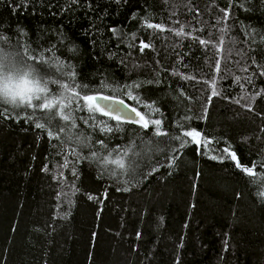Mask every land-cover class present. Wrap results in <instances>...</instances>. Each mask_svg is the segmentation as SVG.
Returning <instances> with one entry per match:
<instances>
[{
	"label": "trees",
	"instance_id": "16d2710c",
	"mask_svg": "<svg viewBox=\"0 0 264 264\" xmlns=\"http://www.w3.org/2000/svg\"><path fill=\"white\" fill-rule=\"evenodd\" d=\"M0 49L72 117L0 103V264H264V0H0Z\"/></svg>",
	"mask_w": 264,
	"mask_h": 264
},
{
	"label": "snow or ice",
	"instance_id": "6c2138e0",
	"mask_svg": "<svg viewBox=\"0 0 264 264\" xmlns=\"http://www.w3.org/2000/svg\"><path fill=\"white\" fill-rule=\"evenodd\" d=\"M148 27H153V25L149 24ZM156 28H159V25H155ZM179 34V33H178ZM201 44H204L205 41H200ZM143 47H148V45H143ZM31 59V57H28L26 53H20V52H6L3 49H0V68L8 65V64H12L14 63V61L19 60L21 63L24 64H29L28 61ZM41 63H44L43 59H41L40 61ZM261 75H264V72L261 73ZM53 83H57V81H52ZM60 87L64 88L65 90L68 89V85H60ZM129 88V91L127 92V96L133 100H137V97L132 95L131 92V88L133 87H139V85H133V86H126ZM81 90H83V88H81ZM40 91H47L46 89H40ZM91 91V90H89ZM218 93H216L215 91H213V95H217ZM73 98L77 99V100H82L84 103L83 105L80 106L81 110H87L89 113L94 114L95 113H102L103 116L108 117L110 120H114L116 121V130H118L121 126V121L123 119H125L123 117V113L121 112V109L124 107H129L128 105H125L123 100H118L114 97L111 96H104V95H100V94H91V95H83L82 97L80 96L79 92H73ZM31 97H28L29 103L27 105L24 106V108L28 109L31 108L33 109V111L35 110H40L44 113H47L49 115H57V113L52 112L51 110H53L54 108H59V116L61 117V119L65 122L64 127H61L60 129H58V132H63L64 128L67 127V123L69 121L72 120V117L70 114H65L64 113V108L65 107H69V105H64L63 103H60L59 101H56L55 103L53 102V100H48L46 97L44 98V102L43 103H37L35 105H33L31 103ZM101 101H107L108 103L106 104H101ZM130 111L132 113H134L135 117H138V119H135L133 117H129L127 119L132 120V122L137 123L139 125H141L143 128H148L149 127V123H152L156 126H159L161 124L160 120H152V121H148L145 120L144 116L138 112L136 110V108H130ZM0 115H2V113H0ZM73 127H75L74 122H73ZM95 126V125H93ZM37 128H41L43 129L45 127L44 124L41 123H37L36 124ZM101 131L108 133V132H112L114 129L112 127H108L106 124L104 126H102L100 128ZM156 135H161L159 128H157V132L155 133ZM48 135L50 137L53 138H59L58 135L53 136V133L51 131L48 132ZM187 137H191L192 138V142L196 143V144H200L201 141L199 139H197L198 137L201 136V133L196 132V131H189L186 132L184 134ZM178 139H181L182 144L181 146H183L184 143H188L187 140H183V138L178 137ZM206 144L208 142H205ZM223 152L226 154V158L230 159L231 161L235 162V167L241 169L242 172L248 174L249 176H255V168L257 166L260 167H264V162H258L257 165H253L250 167H242L239 158L237 157L236 153L233 151H230L228 148H225L223 150ZM213 159H216L215 156L212 157ZM122 166V165H121ZM264 195V194H262Z\"/></svg>",
	"mask_w": 264,
	"mask_h": 264
},
{
	"label": "clouds",
	"instance_id": "9594fccd",
	"mask_svg": "<svg viewBox=\"0 0 264 264\" xmlns=\"http://www.w3.org/2000/svg\"><path fill=\"white\" fill-rule=\"evenodd\" d=\"M51 83L35 65L16 60L0 68V103L11 107H24L29 103L28 97L32 98L33 105L43 103L45 97L52 100L54 97L50 92Z\"/></svg>",
	"mask_w": 264,
	"mask_h": 264
},
{
	"label": "water",
	"instance_id": "95a60500",
	"mask_svg": "<svg viewBox=\"0 0 264 264\" xmlns=\"http://www.w3.org/2000/svg\"><path fill=\"white\" fill-rule=\"evenodd\" d=\"M100 95H103V94H100ZM104 96H107V95H104ZM112 97V96H111ZM114 98H116V97H114ZM116 99H118V100H121V99H119V98H116ZM102 105L103 104H106V103H108L107 101H101L100 102ZM124 103H125V105H128L125 101H124ZM129 107H124V108H122L121 109V112L123 113V117L125 118V119H123L122 121H124V122H129V123H134V122H132V120H129V119H127V118H129V117H133V118H135V119H138V117H135L134 116V113H132L131 111H130V108H133V107H131L130 105H128ZM134 124H137V123H134ZM199 138V137H198Z\"/></svg>",
	"mask_w": 264,
	"mask_h": 264
}]
</instances>
